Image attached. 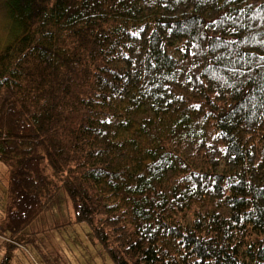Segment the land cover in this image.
<instances>
[{
    "label": "trees",
    "instance_id": "obj_1",
    "mask_svg": "<svg viewBox=\"0 0 264 264\" xmlns=\"http://www.w3.org/2000/svg\"><path fill=\"white\" fill-rule=\"evenodd\" d=\"M0 264L60 189L112 264H264V0H5Z\"/></svg>",
    "mask_w": 264,
    "mask_h": 264
},
{
    "label": "rangeland",
    "instance_id": "obj_2",
    "mask_svg": "<svg viewBox=\"0 0 264 264\" xmlns=\"http://www.w3.org/2000/svg\"><path fill=\"white\" fill-rule=\"evenodd\" d=\"M13 36L12 21L5 0H0V45ZM6 168L0 164V189L6 197ZM0 202V209L4 207ZM25 246L14 251L11 264H112L92 232L84 223L76 222L71 200L64 189L26 229Z\"/></svg>",
    "mask_w": 264,
    "mask_h": 264
},
{
    "label": "snow or ice",
    "instance_id": "obj_3",
    "mask_svg": "<svg viewBox=\"0 0 264 264\" xmlns=\"http://www.w3.org/2000/svg\"><path fill=\"white\" fill-rule=\"evenodd\" d=\"M261 59H264V57H261Z\"/></svg>",
    "mask_w": 264,
    "mask_h": 264
}]
</instances>
